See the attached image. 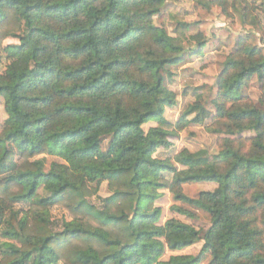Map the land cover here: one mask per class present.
I'll return each mask as SVG.
<instances>
[{"label": "trees", "instance_id": "obj_1", "mask_svg": "<svg viewBox=\"0 0 264 264\" xmlns=\"http://www.w3.org/2000/svg\"><path fill=\"white\" fill-rule=\"evenodd\" d=\"M168 1L191 0H0V264H264V111L242 96L257 77L264 104L263 50L241 38L218 83L216 115L199 95L184 114L192 120L170 122L168 68L206 42L174 14L175 37L154 23ZM211 4L239 29L261 25L253 10L264 13V0ZM207 118L229 136L214 158L188 149L156 156ZM246 132L255 136L230 138ZM46 156L62 163L47 170ZM103 183L111 196L98 206ZM196 183L217 188L191 198L183 187ZM163 190L209 214L210 228L159 225ZM54 208L70 217L59 230ZM202 241L197 256L162 260Z\"/></svg>", "mask_w": 264, "mask_h": 264}, {"label": "rangeland", "instance_id": "obj_2", "mask_svg": "<svg viewBox=\"0 0 264 264\" xmlns=\"http://www.w3.org/2000/svg\"><path fill=\"white\" fill-rule=\"evenodd\" d=\"M210 0H191L189 2L168 1L159 15L154 18V23L164 28L170 36L175 37L174 26L171 23V14L179 16L187 21L190 25V34L197 36L205 41L206 45L199 54H187L183 62L176 67H169L168 70L173 74L170 78L166 76V87L175 95V105L165 107V117L172 123L180 120H192L194 117L184 118L185 112L193 105L198 96H202V104L211 112L212 116L216 115V108L212 102L217 97L218 83L222 76L228 57L235 51L237 42L242 38L251 48H259L264 53V13L260 10H253L254 16H257L261 25H248L246 29H239L236 19L227 16L221 6L211 4L207 7L205 3ZM249 3H257V0H247ZM254 5V4H253ZM259 5V3L257 4ZM255 6V5H254ZM19 41L8 39L5 46L16 45ZM257 77H254L251 83L243 89L242 96L245 101L254 104L258 109L264 111L262 103V92ZM7 115L4 110V103L0 99V122L4 123ZM155 122H149L144 125V130L149 131L155 127ZM218 128L213 125L211 118H207L205 124H191L184 130L180 131L177 138L170 140L171 146L168 149L159 150L156 154L158 158H172L183 149H188L192 153L203 151L212 159L222 150V139L229 136L215 133L214 129ZM253 132H246L241 136L230 137L231 139H248L254 137ZM107 142L104 145L106 148ZM46 167L50 170L53 163H62V160L46 156ZM217 188L216 184L199 183L187 184L183 187V192L191 197L197 198L202 192H213ZM162 197L156 202V206L162 211L159 225H164L171 219H176L184 224L190 225L200 231L202 235L211 226V216L201 210H198L187 204L176 202L173 195L163 190ZM111 196L108 184L103 183L98 199L94 198L93 202L98 206L101 205V199ZM181 207L191 211L195 217L191 218L177 213L173 207ZM19 209L26 210V205H21ZM51 217L54 227L59 230L62 228L64 221H70V217L63 208H54L51 211ZM204 242L186 249L183 252L172 253L167 251L163 261H168L173 255L197 256L203 248ZM209 258L202 264H208Z\"/></svg>", "mask_w": 264, "mask_h": 264}]
</instances>
